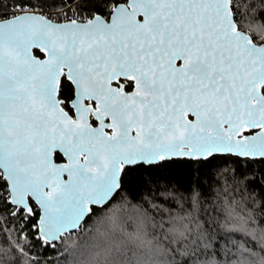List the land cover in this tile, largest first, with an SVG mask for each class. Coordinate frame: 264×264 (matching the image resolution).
Here are the masks:
<instances>
[{
  "label": "snow or ice",
  "instance_id": "6c2138e0",
  "mask_svg": "<svg viewBox=\"0 0 264 264\" xmlns=\"http://www.w3.org/2000/svg\"><path fill=\"white\" fill-rule=\"evenodd\" d=\"M177 166L212 190L169 264H237L234 216L264 232V0H0V234L29 264Z\"/></svg>",
  "mask_w": 264,
  "mask_h": 264
},
{
  "label": "trees",
  "instance_id": "16d2710c",
  "mask_svg": "<svg viewBox=\"0 0 264 264\" xmlns=\"http://www.w3.org/2000/svg\"><path fill=\"white\" fill-rule=\"evenodd\" d=\"M190 188L210 193V176L195 167L160 169L155 181L149 177L148 186L137 193L140 198L122 193L98 208L79 231L65 235L55 252L48 250L50 264H169L168 245L179 240L183 231L180 217L189 211L193 219L196 216V210L189 208ZM255 191L259 195L261 189ZM163 217L175 226L173 232L160 227ZM232 225L243 234L234 245L242 241L248 245L243 255L237 254V264H264V232L248 229L239 216H234ZM19 247L15 233L7 240L0 234V264H29L27 254L15 250Z\"/></svg>",
  "mask_w": 264,
  "mask_h": 264
},
{
  "label": "water",
  "instance_id": "95a60500",
  "mask_svg": "<svg viewBox=\"0 0 264 264\" xmlns=\"http://www.w3.org/2000/svg\"><path fill=\"white\" fill-rule=\"evenodd\" d=\"M106 205H107V204H106ZM106 205H105V206H106ZM103 207H104V206H103ZM103 207H102V208H103ZM84 222H85V221H84ZM84 222H83V223H84ZM82 225H83V224H82ZM82 225H81V226H82ZM81 226H80V228H81ZM80 228H79V230H80ZM79 230H78V231H79Z\"/></svg>",
  "mask_w": 264,
  "mask_h": 264
}]
</instances>
